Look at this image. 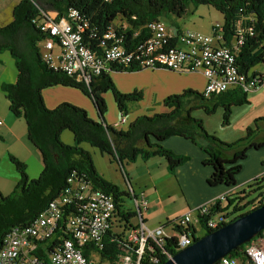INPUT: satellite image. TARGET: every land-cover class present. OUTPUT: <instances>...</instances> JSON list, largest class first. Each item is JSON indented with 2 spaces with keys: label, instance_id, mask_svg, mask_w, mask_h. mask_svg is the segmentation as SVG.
Returning <instances> with one entry per match:
<instances>
[{
  "label": "trees",
  "instance_id": "obj_1",
  "mask_svg": "<svg viewBox=\"0 0 264 264\" xmlns=\"http://www.w3.org/2000/svg\"><path fill=\"white\" fill-rule=\"evenodd\" d=\"M199 4L211 5L221 14V45L232 47L235 36L243 38L242 44L234 51L239 72L254 76L262 71L264 68L258 70L254 66L264 64V0H19L13 6L12 19L0 25V52L9 51L14 58L17 78L14 82L2 83L1 88L9 102L10 111L15 116L24 118L27 136L40 151L43 168L36 178L31 179L27 175L25 164L9 155L19 179L10 193H0V247L5 234L13 226L28 224L68 185L67 177L74 173L90 181L93 188L111 193L115 199L116 223L108 230L100 249L85 244L83 253L90 257L93 252L101 262L116 264L118 253L127 244L126 231L135 225L129 223V217L136 216L137 213L123 208L120 196L128 193L97 172L90 152L80 145L82 142L97 148L101 153H107L111 160L117 161L122 167L124 163L134 162L138 157L146 160L152 156H162L172 173L176 166L189 157L175 153L160 141L172 135H182L191 139L206 154L204 163L214 166L213 182H219L226 175L221 165L223 160L243 157L250 147L264 145V116L256 117L253 124L246 127L243 137L233 142H224L208 133L201 120L191 115V110L196 106L201 105L206 113H211L220 104L223 106L222 122L227 124L231 106L248 102L247 92L241 85L232 86L209 98L192 88L169 94L162 101L164 111L139 114L128 121V104L139 102L143 98V91L135 88L130 92H122L113 82L110 73L140 71L143 68L133 63L113 66V71L93 75L85 83L74 75L53 69L41 58L38 43L43 34L32 23L38 7L52 10L59 17L72 8L85 17L99 33L118 18L119 23L114 25L115 33L121 36L124 47L131 48L150 35L147 23L151 20H161V17L172 15L181 17L189 6ZM174 25L178 31L181 30L178 24ZM88 42H91L90 47L95 45V40ZM54 85L78 89L90 100L95 117L89 116L86 109L67 101L48 108L44 103L42 90ZM105 92L111 93L119 112L118 124L108 123L105 118ZM213 100L215 101L211 106L204 103ZM122 115L126 119L120 123ZM64 129L72 133L73 144L61 140L60 135ZM232 194L234 195L231 197L224 196L225 207L221 206V199H215L210 203V213L200 217L199 224L205 228L206 233L212 230L206 226V221L217 212L226 210L220 216L219 227L264 205V174L254 177ZM227 217L230 218L227 220ZM187 226H174L172 236L165 240L163 248L174 254L178 234L182 230L196 229L195 225ZM263 235L264 229L248 242L232 249L227 256L243 262L247 259L245 246L258 241ZM48 243L52 244V241ZM155 250L158 251V248L155 247ZM37 255L44 258L47 256L40 250ZM166 259L159 253V260L155 264H161ZM142 264L149 263L142 261Z\"/></svg>",
  "mask_w": 264,
  "mask_h": 264
},
{
  "label": "built area",
  "instance_id": "obj_2",
  "mask_svg": "<svg viewBox=\"0 0 264 264\" xmlns=\"http://www.w3.org/2000/svg\"><path fill=\"white\" fill-rule=\"evenodd\" d=\"M32 23L43 34L38 43L41 58L53 69L74 75L85 83L93 75L113 71V66L133 63L141 68L201 72L206 78L201 92L208 98L235 85H241L246 92L264 87V69L254 76L239 72L234 51L243 38L235 36L232 47L221 45L220 23L212 24L211 33L206 34L183 28L173 32L163 21L154 19L147 23L150 35L131 48L121 44L115 23L99 33L72 8L59 17L52 10L38 7ZM91 39L95 40V45L90 47L88 40ZM125 119L122 115L119 122ZM2 123L0 116V125ZM67 182L58 196L28 224L13 226L5 234L0 247V264H105L99 259L95 261L93 252L90 257L84 255L83 247L87 244L94 249L101 248L108 230L116 223L115 199L111 193L93 188L90 181L74 173L67 177ZM133 201L138 211L136 223L126 231L127 244L118 253L116 264H142V261L155 264L159 253L170 258L173 254L163 248V244L172 234L165 232L164 224L155 229L146 226L141 208L147 207V200L142 195H133ZM211 202L169 221L174 226L196 227L195 231L182 230L178 234L176 251L198 238L200 217L210 213ZM219 221L220 217L214 220L212 215L206 226L213 230ZM38 250L45 252L46 258L38 256ZM244 253L247 259L243 262L225 255L218 264H264V235L245 246Z\"/></svg>",
  "mask_w": 264,
  "mask_h": 264
},
{
  "label": "crops",
  "instance_id": "obj_3",
  "mask_svg": "<svg viewBox=\"0 0 264 264\" xmlns=\"http://www.w3.org/2000/svg\"><path fill=\"white\" fill-rule=\"evenodd\" d=\"M18 1L13 3L9 0L10 9L8 10L7 7L3 9L4 12L0 10V25L12 19V8ZM7 10L10 11L8 16ZM2 13L4 15H1ZM263 68L264 64L254 66V69L258 70ZM110 75L122 92H130L135 88L143 91V98L137 102V106H143L144 109H136L133 113L129 111L128 121L139 114L164 111L162 101L165 96L180 93L188 88L201 92L206 82L201 72L169 70L162 67H148L132 72L113 71ZM16 78L17 68L14 58L9 51H1L0 116L3 123L0 125V193L3 195L10 193L19 179L9 155L15 156L25 164L27 175L31 179L36 178L43 168L41 153L27 136L24 118L17 117L10 111L9 102L1 88L2 83L14 82ZM42 96L48 108L67 101L86 109L89 116L95 117V110L90 100L78 89L54 85L43 89ZM103 97L107 102L106 120L108 123L118 124L119 112L111 93L105 92ZM247 99L246 104L249 101L257 104L252 116L253 120L264 115V88L247 92ZM234 107L235 105L231 106L232 111ZM262 126L264 127V124ZM151 140L155 141L154 138ZM160 143L175 153L187 155L189 158L176 166L172 173L167 168L166 160L157 155L146 160L138 157L131 162V170L128 169L129 165H123L122 168L124 175L126 173L125 181L131 196L142 195L147 200L148 205L146 208H141V215L144 224L150 228L154 223L168 225L170 220L187 210L195 209L215 199H221L223 206L226 203L225 195L231 197L237 188H242L254 177L264 174V145L250 147L243 157L223 160L221 165L226 175L219 182H213L214 166L203 162L206 154L191 139L182 135H172L161 140ZM110 181L119 186L116 181ZM171 195L172 198H180L176 199L181 203L179 207L175 208L168 204L167 199H170ZM135 212L138 213L137 210ZM171 229L169 227V233Z\"/></svg>",
  "mask_w": 264,
  "mask_h": 264
},
{
  "label": "rangeland",
  "instance_id": "obj_4",
  "mask_svg": "<svg viewBox=\"0 0 264 264\" xmlns=\"http://www.w3.org/2000/svg\"><path fill=\"white\" fill-rule=\"evenodd\" d=\"M16 0H12L14 3ZM9 6V0H0V10L1 12H4L3 9L7 8ZM10 7H8V10ZM7 10V11H8ZM6 11V12H7ZM10 11H8V14ZM1 15H4L2 13ZM161 20L164 22L166 28L170 31L176 32L177 27L174 25L175 23L178 24L179 27H182L183 29H188L191 31H198L202 33L209 34L212 30V24L214 23H220L222 24V16L221 14L211 5L208 4H199L197 6H189L187 12L183 14L181 17H177L175 15H172L170 17H161ZM118 22V18L114 20V23ZM114 74H112L113 77ZM113 80V79H112ZM115 83V80H113ZM264 88V87H261ZM259 88V89H261ZM253 91V90H250ZM248 91V92H250ZM213 101L204 102L206 105L211 106L214 103ZM129 111L133 113L136 109H144L143 106L139 107L137 106V102H129ZM257 109V104L253 103L252 101H249L248 104L242 103L235 105L233 108V111L231 109V114L229 117V122L223 123V106L218 104L215 106V109L211 113H206L203 107L196 106L194 109L191 110V115L195 118H198L201 120V123L203 125V128L210 134H213L220 140L224 142H233L235 140H238L239 138L243 137L246 132V127L249 125H252L253 123V114L255 113ZM264 116V115H261ZM249 121V123H247ZM248 124V125H245ZM61 140L64 143L67 144H73L74 139L72 133L68 129H64L61 132L60 135ZM80 145L88 150L90 152V156L92 158L93 165L97 172L102 175L107 180L116 181L121 190L126 191L128 194H123L120 196V202L123 205V208L126 210L134 211V201L133 197L131 196V191L129 189V186L127 182L125 181V175L123 173V167L117 162L111 160L110 156L107 153H101L99 150L90 144L86 142L80 143ZM124 165H129L128 169L131 170V162L128 164L127 162L124 163ZM126 170V169H125ZM241 187L237 188V190H240ZM234 194H232L233 196ZM140 197V195H139ZM176 199L180 198H172V195L170 199H167L168 204L173 207L177 208L180 206L179 200ZM173 202V203H172ZM226 202V201H225ZM243 203V202H242ZM226 203L222 206L225 207ZM231 208V207H229ZM226 210H222L221 212H217L213 215L214 220H218L219 217L224 214ZM230 217H227L228 220ZM129 223H136V217L132 216L129 217ZM162 224V223H161ZM160 223H154L152 225V229L157 228ZM173 222L169 223L165 226L164 230L167 233L169 231V227L173 229ZM150 228V227H149ZM171 229V230H172ZM206 233V230L203 226L200 224L198 225V231L197 236L201 237L203 234ZM94 260L97 261L98 257L95 256Z\"/></svg>",
  "mask_w": 264,
  "mask_h": 264
},
{
  "label": "water",
  "instance_id": "obj_5",
  "mask_svg": "<svg viewBox=\"0 0 264 264\" xmlns=\"http://www.w3.org/2000/svg\"><path fill=\"white\" fill-rule=\"evenodd\" d=\"M138 212V211H137ZM264 229V205L195 238L161 264H214Z\"/></svg>",
  "mask_w": 264,
  "mask_h": 264
}]
</instances>
